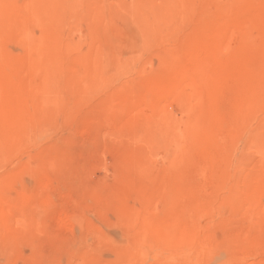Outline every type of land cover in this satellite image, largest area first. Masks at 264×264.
I'll return each instance as SVG.
<instances>
[{"label":"rangeland","instance_id":"rangeland-1","mask_svg":"<svg viewBox=\"0 0 264 264\" xmlns=\"http://www.w3.org/2000/svg\"><path fill=\"white\" fill-rule=\"evenodd\" d=\"M0 264H264V0H0Z\"/></svg>","mask_w":264,"mask_h":264}]
</instances>
